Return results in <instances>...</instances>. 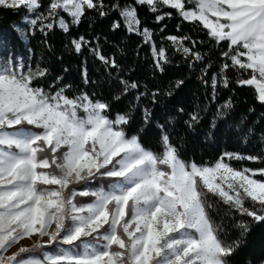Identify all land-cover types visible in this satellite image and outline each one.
<instances>
[{
    "label": "snow or ice",
    "instance_id": "1",
    "mask_svg": "<svg viewBox=\"0 0 264 264\" xmlns=\"http://www.w3.org/2000/svg\"><path fill=\"white\" fill-rule=\"evenodd\" d=\"M0 20V264H264V0Z\"/></svg>",
    "mask_w": 264,
    "mask_h": 264
},
{
    "label": "trees",
    "instance_id": "2",
    "mask_svg": "<svg viewBox=\"0 0 264 264\" xmlns=\"http://www.w3.org/2000/svg\"><path fill=\"white\" fill-rule=\"evenodd\" d=\"M11 19H17V17H11ZM7 21H3V20H0V28H3L4 27V24L6 23ZM172 31H174V28L172 29ZM221 146L223 147L225 144L228 148V150H236L237 149V145L234 143V142H225V141H221ZM255 166V165H253Z\"/></svg>",
    "mask_w": 264,
    "mask_h": 264
}]
</instances>
